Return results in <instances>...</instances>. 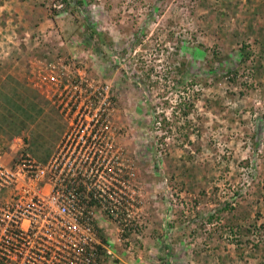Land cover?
<instances>
[{"label": "rangeland", "instance_id": "1", "mask_svg": "<svg viewBox=\"0 0 264 264\" xmlns=\"http://www.w3.org/2000/svg\"><path fill=\"white\" fill-rule=\"evenodd\" d=\"M242 48L231 73H208ZM16 92L26 127L16 137L0 119L2 264L42 263L5 235L15 223L89 239L51 194L90 132L98 180L127 212L91 206L107 238L95 264H264V0H0V114Z\"/></svg>", "mask_w": 264, "mask_h": 264}, {"label": "trees", "instance_id": "2", "mask_svg": "<svg viewBox=\"0 0 264 264\" xmlns=\"http://www.w3.org/2000/svg\"><path fill=\"white\" fill-rule=\"evenodd\" d=\"M86 24L88 27H92V23L88 22L87 20H86ZM92 33H96L99 35L100 40L98 42L95 41L94 38H92ZM86 40L88 44H91L93 49L95 50L100 49L101 44H103L104 42L101 37V32L95 28L92 29L90 38ZM246 55H247V51L242 48L238 56L235 58L236 60H232L231 64H226V66L221 65L215 68H211V71H209L208 73L214 74L219 68L220 70H222V72H226L229 74L231 73L232 70L236 69V65L239 61H243L245 59ZM184 65L185 62H182L183 67L182 66L178 67V70L181 73V78L177 79L176 84H174L175 88H177L178 85L183 84L185 82L184 79L187 77L188 74H190V72H188V70ZM148 69L151 71L152 66H149ZM139 82H143V80H141L140 78ZM14 96L17 97L15 98L16 100L12 102L13 105L12 107H14L15 109H11V108L6 109L5 112H2L3 114H0V119L3 121L2 123L7 124L8 129H10L11 131V134H20L27 124L25 119L18 115L17 110L24 112L25 115L27 114L28 111L19 102L20 100H22V94L16 92ZM182 101L183 100L180 97L177 104L178 105H181L182 103L185 104V102ZM190 104L191 103L183 105L182 110L184 114L188 113L189 111L188 108ZM62 125L63 123H59L58 127L61 128ZM57 135L58 134L53 133L51 134V136L53 137L51 138L48 137L49 139H47V143H45L47 145L46 150L43 153V155H39L38 153H36V151H34L36 153L37 160H39L38 162H41L42 164L48 162L49 156L51 155L50 152L55 144ZM83 135H85V133H83ZM37 136L40 138L42 137L41 141L44 140L45 142L46 137L43 134L39 133ZM91 137H92L91 132L90 134H86V139L84 142L78 140L75 144V148L72 151L71 150L67 151V154L69 153L68 154L69 157L71 159H74L73 163L78 164L76 166L77 175L72 176V178L70 179H74L73 182L68 183L69 185H73L75 187V191L79 192L80 197L79 199L76 200L75 204L85 205L86 210L90 209L92 205H97V206L104 205L107 214L110 217L114 218L119 222H124L126 220L125 214L127 212H126V207L123 206L124 204L120 203L119 201L121 199L116 198L117 200L115 201L112 200V202H114L113 203L114 208L112 207V204H110L111 199L109 194L114 193L113 192L114 186L104 182L103 183L99 182L97 178V172L95 171H92L91 174H89L88 176L85 175V171H87V169L88 170L90 169L93 161H91V163L86 164L87 160L84 159L85 155H83L85 152L83 151V149L80 150L78 149L81 146L85 147V145L91 144L92 141L93 143H95L94 139ZM24 140H26L25 136H24ZM95 155L96 154L94 153L93 158L96 157ZM94 168L96 169L95 165ZM70 173L71 172L69 171V174ZM84 179L86 183H84ZM88 215L89 218L87 219V221L90 223L92 235L89 236V239L82 241V243L76 242L75 240H65L64 238H62L61 237L62 227L57 225L56 222L53 225H51L49 230H47L49 234L47 233L45 234L43 232L38 231L37 230L38 227L36 225V227L29 228L28 230L21 229L18 226L14 228H9L7 229L5 235L9 236L8 238L11 241L14 240L23 243H30L33 241V243L44 245L45 247L42 248L43 251L45 252L43 254L44 258H50L51 260H54L55 264H74L77 261H80V264H95L96 262L99 263L102 259V254L105 251V243L107 242V238L104 235L102 229L94 220V217H92L90 212ZM84 221H85V215L81 216V218L78 219V222H84ZM126 223L127 222L123 224L124 230ZM55 245H59L60 250L55 249L56 248ZM74 246L75 249L78 248L79 246L80 248L79 253H77L76 250H74ZM51 251L57 252L56 256L53 255ZM36 252L38 253V255L42 256V253L40 251L37 250ZM1 259H2V255L0 254V264H2Z\"/></svg>", "mask_w": 264, "mask_h": 264}, {"label": "built area", "instance_id": "3", "mask_svg": "<svg viewBox=\"0 0 264 264\" xmlns=\"http://www.w3.org/2000/svg\"><path fill=\"white\" fill-rule=\"evenodd\" d=\"M90 134V133H89ZM82 135H83V133H82ZM84 136V135H83ZM82 136V137H83ZM93 136V135H92ZM86 137V136H85ZM78 141V140H77ZM74 148H75V146H74ZM73 148V149H74ZM72 149V150H73ZM80 149H83V151L85 152L83 155H85L84 157V159L85 160H87V162H86V164H88V163H91V161H93L92 162V165H91V167H90V169L88 170L87 169V171H85V175L86 176H88L89 174H91V172L92 171H95V172H97L99 169H102L101 167V164H96V162H95V160L96 161H98L97 160V158L96 157H99V152L97 151V150H89V152H91L92 154H90L89 155V153H88V149H84V147H79V150ZM71 150V151H72ZM94 153L96 154L95 156V158H93V155H94ZM50 160V159H49ZM48 160V161H49ZM74 162V159H73V161H72V166L73 165H75V166H77L78 164L76 163V164H74L73 163ZM47 163H45V164H41V165H46ZM94 165H95V167H96V169L94 168ZM105 167V166H104ZM94 168V169H93ZM40 171H43V167H38L36 170H35V172H34V176H35V178H37V176L39 175V173H40ZM69 171L71 172L70 174H69ZM74 173V174H73ZM55 175V174H54ZM77 175V170H76V167H75V169H74V171H72L71 169H68L67 170V176L66 175H62L63 176V179H64V181L63 182H61L60 184H62L63 186H59L60 184L57 182V178H55L54 179V183H53V186H52V194H51V196H52V198H54L55 200H60L59 202V204L57 205V207H56V210H57V212L59 213V214H66V215H70L73 219H74V224H76L77 226H82V225H84L85 227H86V229H89L90 231H91V226H90V223L87 221V219L89 218V212L91 213V208L90 209H88V210H86L85 209V205H76L75 203H76V200L77 199H79V197H80V195H79V192H77V191H75V187L73 186V185H69L68 183L69 182H73V180L74 179H70V178H72V176H76ZM98 178V177H97ZM84 183H86V181H85V179H84ZM34 198L35 199H38V198H36L35 196H34ZM56 203H57V201H56ZM93 206V205H92ZM85 215V221L84 222H78V219H80L81 218V216H84ZM52 220V219H51ZM59 220H60V222H62L63 223V219L62 218H59ZM57 220H52V222L51 223H45L44 224V226H40V224L38 223V222H31V225L26 229V230H28L29 228H34V227H36V225H37V227H38V231H42L43 233H47L48 234V232H47V230H49V228L51 227V225H53L55 222H56ZM57 223V225H59V226H61L62 227V230H61V232H62V238L64 237V235H65V233L68 231L65 227H66V223H64V225L65 226H63V224H58V222H56ZM16 226H18L19 228H21V226L19 225V224H17V223H15V226H13L12 228H14V227H16ZM9 229V228H8ZM21 229H23V228H21ZM25 230V229H24ZM7 231V230H6ZM45 233V234H46ZM91 235H92V231H91ZM90 235V236H91ZM50 236V235H49ZM70 240V239H69ZM71 240H73V239H71ZM24 244H32L33 245V247H30V248H28V250H31L33 253H36V256L38 255V253L36 252L37 250L38 251H40L41 253H42V256H40V255H38L39 256V258L37 259L39 262H42L41 264H48L50 261H51V259L50 258H44V251H43V249L42 248H44L45 246L44 245H42V244H36V243H33V241L32 242H30V243H24ZM27 247H28V245H26ZM26 246L25 245H23V244H21V245H19L18 247H21V249H27L26 248ZM54 246V245H53ZM76 246V245H75ZM75 246H74V250H76V252L77 253H79L80 252V248H79V246H78V248H76L75 249ZM39 247V248H38ZM49 247V246H48ZM55 249H57V250H60V246L59 245H55ZM20 251V250H19ZM52 252V254L53 255H55L56 256V254H57V252H54V251H51ZM18 254V253H17ZM52 256V255H51ZM36 258V257H35ZM54 259V258H53ZM77 262H80V261H77ZM54 264H55V262H53Z\"/></svg>", "mask_w": 264, "mask_h": 264}, {"label": "crops", "instance_id": "4", "mask_svg": "<svg viewBox=\"0 0 264 264\" xmlns=\"http://www.w3.org/2000/svg\"><path fill=\"white\" fill-rule=\"evenodd\" d=\"M58 128H60V127H58ZM21 132H23V131H21ZM20 134H21V133H20ZM20 134H14V136H16V137L18 136V137H19V136H20Z\"/></svg>", "mask_w": 264, "mask_h": 264}]
</instances>
